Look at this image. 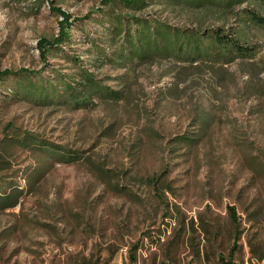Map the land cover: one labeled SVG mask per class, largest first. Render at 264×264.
Wrapping results in <instances>:
<instances>
[{
  "label": "rangeland",
  "instance_id": "1",
  "mask_svg": "<svg viewBox=\"0 0 264 264\" xmlns=\"http://www.w3.org/2000/svg\"><path fill=\"white\" fill-rule=\"evenodd\" d=\"M99 2L54 0L78 19L63 50H83L81 33H100L97 13L84 17ZM212 4L150 0L139 14L176 27H244L254 56L104 64L97 72L122 97L79 109L14 99L15 76L0 79V161L9 162L0 189H23L0 210V264H221L233 243L229 206L240 220L234 263L264 264V26L244 22L248 9L264 16V0ZM58 19L48 0H0V70L38 71L37 41ZM62 55L41 74L67 67ZM27 133L84 158L59 163L21 149L13 137Z\"/></svg>",
  "mask_w": 264,
  "mask_h": 264
},
{
  "label": "trees",
  "instance_id": "2",
  "mask_svg": "<svg viewBox=\"0 0 264 264\" xmlns=\"http://www.w3.org/2000/svg\"><path fill=\"white\" fill-rule=\"evenodd\" d=\"M167 1L171 4L182 3L195 8L214 3L225 9L248 2V0ZM48 2L49 7L58 14L60 19L57 21L58 30L55 34L50 37L42 36L37 41L36 46L42 61L39 70L28 68L0 70V79L7 76L16 78L11 91L14 99L27 100L35 105H55L68 109H79L94 105L96 98L120 99L121 90L110 86L107 83L108 78L97 72L104 64L113 67L135 66L143 62L154 61L156 58H173L178 62L194 63L199 60H210L229 63L238 57H252L258 50L257 46L249 42L244 27H227V29L224 25L176 27L156 17L152 19L139 14L149 5L150 0H100L101 7L84 15V17H89L93 12L97 13L99 17L95 20L101 24L100 33L96 35L97 32L92 30L81 33L79 40L81 38L80 42L85 43L87 47L83 50L75 48L65 51L62 46L71 47L70 32L78 19L56 6L54 0H48ZM248 10L244 22L251 24L252 20L264 26V16ZM59 52L63 54L62 57L67 67L52 65L50 74L42 75L41 70L50 64V56L55 57ZM20 80H27V82L24 84ZM34 136V134L27 133L23 136L16 135L13 139L21 149L41 150L55 162L70 163L84 158L82 152L44 142ZM0 164H3L0 166L2 170L5 169L4 166L9 165V162L2 160ZM97 169L104 177H111L106 168L97 167ZM32 170L36 171L37 168ZM40 174L34 178H39ZM157 184L162 185L163 183ZM118 190L121 188L119 187ZM22 193L23 189L18 185L9 186L8 190L0 189V210L16 206ZM228 214L234 226L233 243L227 255H218L221 264H235L234 255L240 249L238 246L240 220L233 206L228 207ZM254 252L258 253L257 250ZM258 258L264 259V255H258Z\"/></svg>",
  "mask_w": 264,
  "mask_h": 264
}]
</instances>
